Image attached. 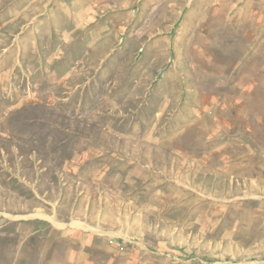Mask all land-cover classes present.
Instances as JSON below:
<instances>
[{
    "label": "rangeland",
    "instance_id": "obj_1",
    "mask_svg": "<svg viewBox=\"0 0 264 264\" xmlns=\"http://www.w3.org/2000/svg\"><path fill=\"white\" fill-rule=\"evenodd\" d=\"M0 264H264V0H0Z\"/></svg>",
    "mask_w": 264,
    "mask_h": 264
}]
</instances>
